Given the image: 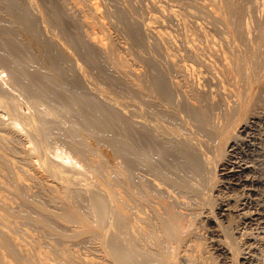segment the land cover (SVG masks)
Here are the masks:
<instances>
[{
  "label": "bare ground",
  "instance_id": "1",
  "mask_svg": "<svg viewBox=\"0 0 264 264\" xmlns=\"http://www.w3.org/2000/svg\"><path fill=\"white\" fill-rule=\"evenodd\" d=\"M27 1L29 4L34 6L36 4L38 6L37 9H39L40 17L46 19V21L48 19V21L51 22L52 20H55V25L61 26V21H63L62 24L64 25V21H67L65 18L73 19L76 26L81 24V26H77V30L75 29L74 31L67 28L65 29L64 26V29L60 31L56 29V31H54L55 36H58L61 33H63L64 37L66 35L68 37V39H65L66 41L69 40V38L72 39L71 36L73 32L76 33L75 35L80 34H77L78 28L81 29V27L83 28L84 26L86 28V34H80L83 37L77 36V38L79 37L78 48H82L80 51L86 53V56H88L89 52V55L92 54V57L94 54L95 56L93 59L91 58V64L94 65L93 69L96 68L99 76L112 81V83L114 78L116 81L118 79L122 87L131 93L134 100L131 108L128 106L130 108L128 111L122 107V105L124 106V103L120 102L121 100H115L116 97L113 98L116 102H107L108 99H111L110 97H107L108 99L104 98L107 103H99L98 99L95 101L93 99V97L96 96H91V98L89 94L83 92L84 90L81 91V93L83 92L85 95L77 93L78 91L74 92V87L72 90L70 88L71 86L69 87L67 85L70 82L63 79L62 73L60 72L61 70L55 65L56 62H52V56L58 55L59 53H55L54 51L56 50L53 49V51L47 43L43 42L44 36L42 37L43 39L40 38L38 28L35 27V24L33 25L30 19V17H32L29 15L31 9L28 14V10L26 9V11L24 8L26 6H20L18 3L17 5L13 0H0V66L4 67L2 69H9L8 71L5 69L7 72L4 71L7 74H9L8 72L10 71V77H8L9 80L12 79L14 83L20 80L25 82V84L22 82L23 85H20L28 88L25 87L27 89H25L26 94L30 92L29 89L31 90L29 97L31 95L30 99L32 98L31 101L33 104L31 103L30 105L35 106V109L33 108L34 112L30 116L27 114L29 116L28 122H30L28 131H30V133H35L42 132L45 129H51L54 127L53 125H55V121H52L54 119L57 120L56 117L59 116L57 114L59 113V108L45 105L44 101H47V99L42 102V98L39 97L40 94H43V96L45 95L52 101H63L62 103H64V105L59 104L57 101V103L54 102V104H59L58 107L61 108V113H64V110H66L70 118H72L71 115H74L77 125L75 122L73 123L75 125H73L71 120L70 123L76 128L69 129L63 127V124H60L63 126L59 127V140L63 145L68 147L72 153L76 152L77 156L80 158L79 162H77V160L74 161L72 158L68 157V155L66 156L65 154L67 153L64 152V154L62 150L57 151L55 150L56 148H53L55 151L52 152L53 149H49L50 141L53 140L52 137L58 138V136H55L57 134L52 136L51 133H47L51 134L50 136H52V139H48L50 136L42 139V136L45 133H43L42 136L37 133L38 136H41L40 141H35L32 137V144L30 143L31 145H28V147L19 144V151L15 143L12 145L13 147L14 145L16 146L15 149L17 148L18 152L21 151L20 154L22 153V159L24 158L25 161L29 160L31 162L34 171L32 170L33 172H28L26 176H23L24 174L14 171L11 168L12 170L7 172L10 179V182L6 180L9 182L8 184V182L3 179L4 176L2 173L4 171L1 166L5 163L7 164V162L9 165L10 162L12 163V160L6 158L7 162L0 165V184L2 186L6 183L10 185V189H12L14 194L20 196V199L22 198L23 202L22 207L18 206V208H16V205V207H14L13 201H10L12 196L10 195L11 197H8V192H5V194L2 189L3 192L0 190V264H182L184 262V264H204L202 251L203 256L207 251H204L205 245H202L201 239L196 241L194 238L196 236L195 229L197 228L193 229V224L195 225L194 221L196 220L193 221L190 215L191 213L187 211L193 206V204L198 205V203H200L201 205L208 202L209 204H212L211 208L213 210L218 208V212H216L217 210L214 211L217 213V219H215L213 214L208 212V208L206 209L209 213L207 218L209 220H215L221 229L223 227L222 220L226 218L230 219L234 212H238V215L244 218L245 222H253L262 218V212L259 209L248 210L247 208V210H244L240 206L246 202H253L258 199L257 195L262 194L264 186V178L255 173V170H257L256 166L254 167V164H251L248 158H244V155L246 154L245 149H247L246 147L251 146V144H249L250 142L247 144L245 138L242 137V134L248 131L251 124L255 123L260 118V114L256 109H258V105L261 102L264 103V0H211L212 6L208 11L211 15L210 17L215 21L214 24H224L226 32L228 33L226 38L223 37V40L227 41L226 44L229 42L228 47H222L225 48L222 49L223 51H220L221 47L219 48L220 50L217 48L219 52L217 51L216 53L218 57L216 60H220L221 63V67L219 66L220 63L218 64L220 70L217 69L219 71L213 63L215 70H217L216 74L219 72L221 75L219 74L216 76H220L218 79L213 75V72V77L210 73L205 72L204 69L206 68H204V65H200L203 66V68H201L204 70L203 74H208H202L206 79V82L208 81V83H206L207 85L202 83L206 86L203 85L205 88L203 86L202 88L200 85V80H202V78L198 76L199 79L201 78L200 80L195 79V82H193L192 79L193 83H188L189 81L184 79V77H186L184 67H189V65L186 64L184 66L182 64V67L179 62H176L181 65L180 70L184 75V81L182 78H178L181 76L177 69L178 77H176V79L178 78L179 81L174 77L175 80H173L171 77L172 81L169 80V83L173 82L172 84H179L180 86V81L182 80L181 82H183V85L184 83L186 84L183 97L184 100L180 98L182 96H177L179 98H175L171 90H168L166 86L163 85V69L160 70L156 67L159 69V71L157 70L158 72H162L161 77L159 75L160 73H154L156 68L154 69V72H150L151 69L149 70V68L151 67H138L135 64L129 63V60H126L127 58L125 59V57L117 53L119 51H117L118 47L115 43L116 41L114 42V39L111 38V33L108 34V31L105 29L108 25L106 23L107 25L105 26V21L108 19L104 21V18H107L104 17L107 11L104 13V7H102L103 5H101L99 0ZM28 2L25 4H28ZM57 4L62 10L57 8ZM60 6H63V8ZM188 8H190V6ZM197 8L192 9L196 10ZM201 8L203 9V7ZM177 10V13H181ZM163 11L167 10L164 9ZM200 20L199 22H201ZM58 22L60 24H56ZM206 25L204 24V26ZM59 26L55 27L58 28ZM219 26H221V24ZM207 28L203 30V27L201 32L198 31L199 35H207ZM103 29L105 30L103 31ZM100 31H103L104 33L100 34ZM105 31L107 32L105 33ZM213 32L211 34L214 35ZM191 33H188V35ZM165 36L167 35L165 34ZM174 36L175 35H173V37ZM201 36L200 38L203 39ZM208 36L210 35L205 36V38H208ZM51 37L48 40H51ZM58 38L60 37L58 36ZM193 38L195 37L193 36ZM196 38L195 40H197ZM219 38L221 37L219 36ZM189 39L191 40V37ZM57 42L59 41L57 40ZM71 42H74L73 39ZM194 42L195 41H193V43ZM217 42H219V40H217ZM182 43L184 44L185 42ZM182 43L180 44L182 45ZM69 44L71 43L69 42ZM195 44L190 43V45H187L191 51L193 50L195 52V48H197ZM199 44L200 43H197L196 45L198 46ZM214 46L217 45L215 44ZM60 47H55V49H60ZM205 47L208 49L207 46ZM210 48H214L213 45ZM64 49L66 48L63 47V53H65ZM217 49L215 48L214 50ZM66 52L68 51L66 50ZM197 52L196 49V53ZM60 53H62L61 50ZM100 54L102 56H100ZM199 54L200 53L197 54L198 56L196 55V58H199L200 56L205 57L201 54L199 56ZM70 55L73 54H69V57ZM175 57L178 56L175 55ZM171 58L173 59L172 55ZM174 59L176 61L177 58ZM54 60L55 59H53V61ZM185 60L186 59H184V61ZM191 60L194 59L192 58ZM102 62H106L105 64L112 66L119 74L113 75L111 73L112 75H109V73L105 72L108 67L106 70L103 68L105 65L104 63L102 70ZM168 63L171 65L170 62ZM210 65L212 66V63ZM192 66L194 67V65ZM112 67H109L110 70ZM188 67H186V70ZM205 67H207V64ZM175 68L174 70H176ZM208 69H211V67ZM208 69L207 71H209ZM78 70L84 76L83 78L86 79L88 74H86L84 71L85 68L81 66L80 63L78 64ZM196 71L198 70L196 69ZM166 72L167 71H165V73ZM198 72L194 71L195 74ZM151 73L153 75L151 76V78L153 77V81L152 83L150 82L147 84L148 80L151 79ZM201 73L200 70L198 75H201ZM169 74L171 75L172 73ZM209 74L211 77H209ZM169 76H166L167 79ZM190 76L191 75H189V77ZM195 77L196 76L193 78ZM226 80L229 81V86L227 83L225 84ZM164 81L166 80L164 79ZM196 81L199 82L196 83ZM3 83L2 79H0V87L3 86ZM14 83L11 81V84ZM16 84L18 85V82ZM77 84L74 85L77 87L80 86ZM119 84L117 83L116 85ZM174 87L175 86H173V88ZM4 90L6 91V89H3L2 91ZM98 90L101 92L103 91V94L106 92L104 91L105 89L101 87H98ZM180 90H182V88ZM26 94L25 96H27ZM101 94L96 95L101 96ZM5 95H2L3 97L0 95V105H3L6 108L2 110H7L8 108L13 107V103L10 101L12 97L9 98L6 96L9 99L8 100L5 98ZM11 96L13 95L11 94ZM227 96L229 102L230 97H234L232 99L233 101L231 100V103H226V101L223 102V99ZM37 97L41 99L39 100ZM21 99L19 101L20 104H22ZM27 101L23 103L28 105ZM9 102H11L12 105L9 104L7 106ZM14 104H16L15 100ZM50 104H53V102ZM60 105H62V107ZM14 108L16 111L15 106L13 109ZM62 108L64 110H62ZM127 111L129 113H127ZM183 112H186L187 115L184 113L186 117L183 115ZM65 113L62 115H65ZM17 114L19 116V113ZM22 114L20 113V115ZM15 115L16 114H14V116ZM48 115L51 117L53 116V120L45 118L48 122H52V125H47L44 119V117ZM25 116L23 118H25ZM62 117H60V120ZM3 118L5 119V117ZM27 118H25V120ZM17 119L18 121L19 119L22 120L20 117ZM17 119L15 120L17 121ZM64 120H66V118ZM64 120L62 121L65 123L66 121ZM1 121L3 120L1 119ZM1 121L0 123H2ZM14 122L12 124H14ZM7 123L8 122L6 121V124H3V126H7ZM19 124H22V122ZM23 124H25V122ZM49 126L51 128H48ZM7 127H5V129ZM57 130L54 129L55 132ZM2 131L0 133V141L5 143L3 146H11L12 142H10L11 140L9 136L3 134ZM18 131L19 130L16 131V134H19ZM14 135L13 137L15 138ZM17 138H19L18 140L21 139L18 135L15 139ZM36 139H38V137H36ZM53 141L52 143H56V146H59L57 140L55 141L54 139ZM251 143L253 144L254 142ZM54 146L55 144L53 147ZM59 147L61 148L62 145ZM66 147H64L65 149L63 148L65 151L68 149H66ZM2 149L0 148V152H2ZM50 152L53 154L51 155ZM4 153L2 155H4ZM8 153L11 152L8 151ZM74 156L75 158H78L76 155ZM5 157L3 158L4 160ZM14 158L16 157L14 156ZM62 162L66 165H72L73 168L85 176H80V173L78 176H75V174L73 176L72 172V175L69 174L70 172H66L69 171L67 170L68 167H65L66 169L62 168ZM60 165L62 166L60 167ZM21 166L23 167V163ZM10 167L11 166L9 165V168ZM28 168L29 167H27V170ZM139 169L144 170L147 174H140L139 171L141 170ZM7 175L5 177H7ZM217 177L221 179L220 186L223 185L226 189L233 187L239 188L242 191V195L234 200L232 198L231 200H229V198L222 200L221 198L220 201L215 199L214 195L216 194L214 193L218 191V185L220 184L217 183ZM29 179L37 181L36 183L40 188L39 192H31L30 182H33H28ZM148 208L151 210V213L146 212L148 213L146 214L144 209L149 211ZM135 209L138 210L137 217H134L133 214ZM196 209L198 210L199 208L197 207ZM196 209L192 212L195 213ZM203 209L205 210V207ZM203 212L206 213L205 211ZM110 214H112V219H109L111 216ZM197 214H193V216L195 215L196 217ZM24 222L29 223L30 226L34 225L36 229L34 227L30 228L29 226H23L25 225L22 224ZM234 231L236 232V230ZM191 236H194V239ZM226 236L231 237L230 234H226ZM227 241H219V243H217L218 248L223 253H232V248H234L235 245H231L233 246L231 248ZM205 242L207 241L205 240ZM80 247L83 249L85 248L86 250L84 249L82 251ZM212 255L214 256L215 254ZM242 262L244 264H262L255 262L248 257H246V259L244 258V261ZM206 263L207 262H205V264Z\"/></svg>",
  "mask_w": 264,
  "mask_h": 264
},
{
  "label": "rangeland",
  "instance_id": "2",
  "mask_svg": "<svg viewBox=\"0 0 264 264\" xmlns=\"http://www.w3.org/2000/svg\"><path fill=\"white\" fill-rule=\"evenodd\" d=\"M14 2H16V4L18 3L20 6H26V7H24L25 8V10L28 12V14H29V10H30V14L29 15H31L32 17H30V19H31V21H32V23H33V25L35 24V27H37L38 28V33L40 34L39 36H40V38L41 39H47L46 41L43 39V42H45V43H47L49 46H50V48H52V50L54 49V50H56V51H54L55 53H59L60 54V57H59V54L58 55H54V56H52V62L54 63V62H56L55 63V65H57L56 67L58 68V69H60L61 71V73H62V76H63V79L64 80H68L69 82H67V81H65V82H67V83H69V84H72V85H69V84H67L72 90H73V87H74V92H77V93H79V94H82V95H85L83 92H85L86 94H89V96L91 97V96H96V97H93V99H94V101L96 100V99H98L99 101V103L100 102H103V103H107L108 101H113V102H116L115 100L116 99H118V101L119 100H121L120 102H123L124 103V106L122 105V107H124L125 108V110H130V108H131V106H132V103H133V100H134V97L133 96H131V93L129 92V91H126L123 87H122V85H121V83H120V81L117 79V81H116V79L114 78V81H113V83H112V81H109V80H107V79H105V78H103L102 76H99V74L97 73V70H96V68H94L93 69V67H94V65H92L91 63H92V59H93V57L95 56L94 54H93V57H92V54L91 55H89L90 54V52H89V54H88V56H86V53H84L83 51L81 52L80 51V49L82 50V48L80 47V48H78V45H79V37L82 35V33L83 34H86V28L83 26V28L81 27V29H79L78 28V32H77V34L78 33H80V34H78V35H75L76 33H72V39H73V41L74 42H71L72 41V39H70L69 38V40H65V39H68V37L65 35V37H67V38H65L64 37V35H63V33H61V34H59L58 36L60 37V38H58V36H55V33H54V31H56V29L57 30H62V29H64L63 28V26L65 27V29L67 28V29H71V30H75L76 28H77V26L78 27H80L81 26V24H80V22H79V24L80 25H77L76 26V23H74L75 21L72 19L71 20V18H65L67 21H64L65 23H64V25L62 24V22L63 21H61V24L58 22V23H56V24H60L61 26H59V25H55V20H52V22L51 21H46V19H44V18H42V17H40L39 15H40V12H39V9H37L38 8V6L35 4V6L34 5H32V4H29V2L27 1V0H21V2H20V0H13ZM28 2V4H25V3H27ZM100 2H101V5H103L102 7H104L103 9H104V13H105V11H107V12H109V13H105V15H104V17H107V18H104V21L105 20H107V21H105V26L107 25V27L105 28L107 31H105V33L107 32L108 34H110L111 35V38H113L114 39V42L116 43V45H117V47H118V49H117V51H119V52H117L119 55L121 54L123 57H125V59L129 62V63H131V64H135L136 66H138V67H151V68H149V70H150V72H154L155 70L157 71H159V69L160 70H164L163 71V78L167 81H164V79L162 78V81H163V85H165L166 86V88L169 90H171V92H172V94L174 95V97L176 98L177 96H182V97H180V98H182L183 100H184V90H185V88H186V84L184 83V85H183V82H181L182 80L184 81V79L185 80H187V81H189L188 83H193V82H195V79L196 80H200L201 78H202V80H200L201 82H200V85H201V87L204 85V84H202V83H205V85H207L206 83H208V81L206 82V79L204 78V76L203 75H205V74H207V73H210L211 75L213 74V72H214V76L216 77L217 75H219L220 73L218 72V74H216L217 73V70L219 69L220 70V67H221V63H220V60H216V59H218V57H217V51H218V49L221 47V50L220 51H223L222 49H225V48H227L228 47V45H229V42H228V44H226L227 43V41H224L223 40V37L224 38H226V35L228 34L227 32H226V29H225V27H224V24L222 25V23H215L214 24V20L210 17L211 15L209 14V9H210V7L212 6V4H211V0H119V2H118V0H99ZM125 1V2H124ZM153 3H152V2ZM158 1V2H157ZM176 3H175V2ZM182 1V2H181ZM194 1V2H193ZM202 1V2H201ZM118 2V3H117ZM128 2V3H127ZM159 2H160V4H159ZM191 2V3H190ZM206 3V6H205V3ZM104 3V4H103ZM125 3V4H124ZM155 3V4H154ZM162 3V4H161ZM166 3V4H165ZM175 3V4H174ZM194 3V4H193ZM196 3V4H195ZM17 4V5H18ZM22 4V5H21ZM59 4V3H58ZM57 4V8L58 9H60L59 8V5ZM106 4V5H105ZM119 4V5H118ZM122 4H123V6H122ZM126 4H127V6H126ZM186 4V5H185ZM189 4V5H188ZM211 4V5H210ZM34 6V7H32V6ZM105 5V6H104ZM164 5V6H163ZM169 7H168V6ZM185 5V6H184ZM195 5V6H194ZM198 6V8H197V6ZM209 5V6H208ZM158 6V7H157ZM174 6H175V8H174ZM190 6V8H188ZM31 7V8H30ZM61 7V6H60ZM124 9H123V8ZM164 7V8H163ZM187 7V8H186ZM200 7V8H199ZM201 7H203V9H205V10H203ZM29 8V9H28ZM61 8H63V6L61 7ZM192 8H197L196 10H198V11H196L195 9H192ZM164 9H166L167 11H163ZM171 9V10H170ZM173 9V10H172ZM174 9H178L177 11H179V12H181V13H177L176 12V10H174ZM180 9V10H179ZM201 9V10H200ZM60 10H62V9H60ZM69 10V9H68ZM110 10V11H109ZM184 10V11H183ZM207 10V11H206ZM112 11V12H111ZM171 11V12H170ZM191 11H193V12H191ZM201 11H202V14H201ZM156 12V13H155ZM176 12V13H175ZM187 12V13H186ZM197 12V13H196ZM37 13V14H36ZM103 13V14H104ZM154 13V14H153ZM187 15V14H189V15H185V14ZM201 15H200V14ZM206 13V14H205ZM158 14H159V16H158ZM161 14V15H160ZM168 14V15H167ZM169 14H170V16H169ZM172 14V15H171ZM195 14H196V16H195ZM157 15V16H156ZM191 15H192V17H191ZM203 15V16H202ZM167 16V17H166ZM170 18H169V17ZM179 16H180V18H179ZM184 16V17H183ZM34 17H35V19H34ZM111 17V18H110ZM152 17V18H151ZM157 19H156V18ZM173 17V18H172ZM178 17V18H177ZM205 17V18H204ZM160 18V19H159ZM186 18V19H185ZM193 18V19H192ZM195 18V19H194ZM198 18V19H197ZM201 20H200V19ZM32 19H34V20H32ZM64 19V20H65ZM153 19V20H152ZM156 19V20H155ZM196 19H197V21H196ZM205 19V20H204ZM44 22H43V21ZM51 20V19H50ZM183 20H185V21H183ZM199 20L201 21V22H199ZM108 21H109V23H108ZM177 21H180V22H177ZM195 21V22H194ZM206 21V22H205ZM73 22V23H72ZM126 22H129V23H126ZM154 22H156V23H154ZM182 22V23H181ZM203 22V23H202ZM209 22V23H208ZM107 23V24H106ZM147 23H150V24H147ZM154 23V24H153ZM195 23V24H194ZM39 24V25H38ZM200 24H201V26H200ZM204 24L206 25V26H204ZM210 24V25H209ZM221 24V26H219V25ZM46 25V26H45ZM47 25H48V27H47ZM66 25V26H65ZM114 25V26H113ZM136 26V28H135V26ZM199 25V26H198ZM203 25V26H202ZM218 25V26H217ZM57 26H59L58 28H56ZM76 26V27H75ZM110 26V27H109ZM127 26V27H126ZM130 26V27H129ZM134 26V27H133ZM211 26V27H210ZM214 26V27H213ZM217 26V27H216ZM61 27V28H60ZM69 27H71V28H69ZM74 27V28H73ZM199 27V28H198ZM203 27H204V29H203ZM208 27V28H207ZM213 27V28H212ZM216 27V28H215ZM73 28V29H72ZM108 28V29H107ZM146 28V29H145ZM205 28H207L206 30V33H208L207 35H210V36H208V38L206 39L205 38V36H207V35H199V32H201L202 30L201 29H203V30H205ZM84 29V30H83ZM105 29H103V31L105 30ZM195 29H199V30H195ZM210 29V30H209ZM40 30V31H39ZM53 30V31H52ZM77 30V29H76ZM80 30H81V32H80ZM83 30V31H82ZM192 30V31H191ZM213 30H214V32H213ZM218 31V33H217V31ZM254 30V29H253ZM42 31V32H41ZM44 31V32H43ZM103 31H100L99 33L100 34H102V33H104ZM113 31V32H112ZM132 31V32H131ZM136 31V32H135ZM189 31V32H188ZM199 31V32H198ZM192 32V33H191ZM196 32V33H195ZM214 33V35L213 34H211V33ZM188 33H191V34H189L188 35ZM210 33V34H209ZM216 33V34H215ZM52 34V35H51ZM165 34L167 35V36H165ZM195 34V35H194ZM219 34H221V35H219ZM57 35V34H56ZM75 37H74V36ZM173 35H175L174 37H173ZM186 37H185V36ZM213 35V36H212ZM217 35H219L221 38H219V36H217ZM44 36V37H43ZM52 36V37H51ZM63 36V37H62ZM77 36H79L78 38H77ZM165 36V37H164ZM173 38H172V37ZM184 36V37H183ZM193 36L196 38V37H198V38H196L197 40H195V38H193ZM200 36L201 37H203V39L202 38H200ZM43 37V38H42ZM46 37V38H45ZM50 37H51V40H48V39H50ZM53 37H55V38H53ZM81 37H83V36H81ZM163 37V38H162ZM175 37H176V39H175ZM191 37V40L189 39ZM211 37V38H210ZM76 38H77V40H76ZM169 38V39H168ZM194 40H193V39ZM213 38V39H212ZM117 39H118V42H117ZM55 42H54V41ZM57 40L59 41V42H57ZM164 40V41H163ZM168 40H172V41H168ZM185 40V41H184ZM187 40V41H186ZM195 41L194 43H193V41ZM200 40H202V41H200ZM217 40H219V42H217ZM223 42H222V41ZM53 41V42H52ZM66 41V42H65ZM71 43V44H69V42ZM178 42V43H176V42ZM189 41V42H188ZM190 41H192V42H190ZM197 41V42H196ZM199 41V42H198ZM210 41V42H209ZM221 41V42H220ZM167 44H166V43ZM171 42V43H170ZM175 42V43H174ZM182 42H185L184 44L182 43ZM216 42V43H215ZM52 43H54V44H52ZM68 43V44H67ZM121 43V44H120ZM180 43H182V45L180 44ZM190 45V43H192V44H197V43H200L198 46L195 44V46L197 47V48H195V52L194 53H196V49H197V53L196 54H194L190 49H189V47H188V45ZM210 43H211V46H210ZM224 45H223V44ZM56 44V45H55ZM58 44V45H57ZM74 44V45H73ZM174 46H172V45ZM178 44V45H177ZM217 45V46H214V45ZM219 44V45H218ZM54 45V46H53ZM60 45H61V47H60ZM63 45V46H62ZM71 45V46H70ZM169 45V46H168ZM180 45V46H179ZM212 45H213V47L214 48H210V47H212ZM226 45V46H225ZM53 46V47H52ZM75 48H74V47ZM171 49H169L168 47ZM185 46V47H184ZM203 46V47H202ZM205 46H207V48L208 49H206V47ZM55 47H60V49L59 48H57V49H55ZM63 47H65L66 49H64L65 51V53H63ZM72 47H73V49H72ZM125 47V48H124ZM178 49H177V48ZM180 47V48H179ZM184 47V48H183ZM188 49H187V48ZM222 47H225V48H222ZM173 48H175V49H173ZM186 48V49H185ZM200 48V49H199ZM217 49V50H214V49ZM124 49V50H123ZM168 49V50H167ZM185 49V50H184ZM202 49V50H201ZM60 50H61V52L62 53H60ZM66 50L68 51V52H66ZM123 50V51H122ZM191 52H190V51ZM203 50H205V51H203ZM173 51V52H172ZM175 51H177V52H175ZM184 51V52H183ZM203 53H202V52ZM209 51V52H208ZM214 51H215V53H214ZM71 52V53H70ZM80 52V53H79ZM122 52V53H121ZM166 52V53H165ZM181 52V53H180ZM183 52V53H182ZM219 52V51H218ZM67 53V54H66ZM73 54V55H70V57H69V54ZM82 53V54H81ZM84 53V54H83ZM173 53V54H172ZM176 53V54H175ZM178 53V54H177ZM198 53H200L201 55H204L205 57H202V56H200V54H199V58H196L198 55ZM205 53H206V55H205ZM97 54V53H96ZM170 54V55H169ZM180 54V55H179ZM184 54V55H183ZM187 54H189V55H187ZM194 56H193V55ZM207 54H208V56H207ZM210 54V55H209ZM214 54H216V55H214ZM62 55H63V57H62ZM67 55V56H66ZM80 55V56H79ZM171 55H172V57H173V59L171 58ZM175 55L176 56H178V57H175ZM197 55V56H196ZM84 56V57H83ZM85 56H86V59H85ZM100 56H102L101 54H100ZM170 56V57H169ZM182 56V57H181ZM185 56H187V57H185ZM54 57V58H53ZM70 59H72V60H70ZM74 57V58H73ZM84 59H83V58ZM152 57V58H151ZM158 57V58H157ZM169 57V58H168ZM180 57V58H179ZM185 57V58H184ZM189 57V58H188ZM201 57H202V59H201ZM215 59H214V58ZM90 58V59H89ZM92 58V59H91ZM102 58V57H101ZM174 58H177L176 59V61H175V59ZM179 58V59H178ZM193 58L194 60H191V59ZM208 58V59H207ZM53 59H55L54 61H53ZM89 59V60H88ZM160 59V60H159ZM163 59H164V61H163ZM184 59H186L185 61H184ZM199 59H201L202 60V62H201V60H199ZM211 59V60H210ZM214 59V60H213ZM85 60V61H84ZM134 60H135V62H134ZM153 60V61H152ZM170 60V61H169ZM172 60V61H171ZM206 60V61H205ZM58 61V62H57ZM60 61V62H59ZM158 61V62H157ZM184 61V62H183ZM187 61V62H186ZM198 61H200V62H198ZM216 61H217V63H216ZM133 62V63H132ZM160 62V63H159ZM168 62H170L171 63V65H169V63ZM176 63V62H179L181 65L183 64L184 66L186 65V64H188L189 65V67L188 66H185L184 67V71H185V73H186V77H184V79H183V73L181 72V70H180V68H181V65L179 64V63H176V64H174V63ZM182 62V63H181ZM186 62V63H185ZM80 63V65L81 66H83L84 68H85V72H86V74H88L87 75V78L86 79H84L83 77V75L80 73V71L78 70V64ZM106 63V62H102V66H101V68L103 67V65ZM167 63V64H166ZM201 63V64H200ZM212 63V66L214 67V65H215V67H216V69L217 70H215V67L213 68L210 64ZM213 63H214V65H213ZM220 63V64H219ZM77 64V65H76ZM89 64V65H88ZM155 64H157V65H155ZM174 64V65H173ZM197 64V65H196ZM207 64V67L209 68V67H211V69H208L207 67H205V65ZM208 64H209V66H208ZM218 64H219V66H218ZM91 65V66H90ZM166 65V66H165ZM169 65V66H168ZM180 67H179V66ZM183 65H182V67H183ZM192 65H194V67L192 66ZM200 65H204V68H206V69H204L205 70V72H207V73H205V74H203V72H204V70H202L201 68H203V66H200ZM217 65V66H216ZM155 66V67H154ZM168 66V67H167ZM171 66V67H170ZM173 66H174V68L176 69V70H174V68H173ZM197 66V67H196ZM108 67V68H107ZM112 67V66H108V64H105L104 65V69L106 70V68H107V71H105V72H107V73H109V75H117V74H119L118 72H116L115 71V69L112 67V69L110 70V68ZM156 67H158V68H156ZM186 67H188V71L186 70ZM2 68H4L3 66H0V79H2V81L4 82L3 83V86L2 87H0V88H3V89H6V91L4 90V91H2L3 89H0V95L2 96H4L5 94H7V95H5V98H7L6 96H8L9 98H13V100H12V98H11V100L10 101H12V103H13V105L11 104V102H9L8 104H7V106L9 105V104H11L13 107L15 106L16 107V111H15V108L13 109V107H11V106H9V107H11V108H8L7 110H2V109H6L3 105H0V121H1V119L3 120V121H1L2 123H0L1 124V126H0V133H1V131H2V133L3 134H5L6 136H9V138H10V142H12V144H11V146L9 145V147H7L6 145H4L3 146V144H5L3 141H0V148L2 149L1 151L2 152H0V155H2L4 152V155L6 156H4V155H2V156H0L1 158H0V165H2V164H4L5 162H7V160H6V158H10L11 160H12V165L9 163V165L11 166L10 168H9V165H8V162H7V164L5 163L3 166H1L2 168H3V173H2V175L4 176V178L3 179H5V181L6 180H8L9 182H10V179H9V177H8V175H7V172H9L10 170H14V171H17V172H19V173H21V174H24L23 176H26L27 174H28V172H33L34 171V169H33V167H32V164H31V162L29 161H25V159L23 158L22 159V153L20 154V152H18L20 149V145L21 146H27L28 147V145L30 146L32 143H31V141H33V140H31L32 139V137H33V139L35 140V141H40V139H41V136H42V134L43 133H45V134H43V136H42V139L44 138V137H48V136H50L51 134H52V136L54 135V134H57V135H55V136H58V138L57 137H52V136H50V137H48V139H52L53 138V140L55 139V141L57 140V144L59 145V146H61L62 145V147L60 148L59 146H56V143H52V141H50L51 143H50V145H49V149L50 150H52L53 148L55 149V150H62L63 151V153L64 152H66L67 154H65L66 156L68 155V157H70V158H72L74 161H76L77 160V162H79V157L77 156V153L75 152H73L72 153V151L68 148V147H66L65 145H63V143L59 140V133L58 132H60V128L59 127H62L63 125V127H65V128H69V129H72V128H76L75 126H72V124L75 122V116L74 115H71V117L72 118H70V116L68 115V113H67V111L66 110H64L63 108H62V110H64V113H65V115H62V114H64L63 112L61 113V111H60V107H58V105L59 104H62V105H64V103H62V102H60L59 100H55V101H52L51 99H49L48 97H46L45 95L43 96V94L41 95L40 94V96L39 97H41V98H38L39 100L41 99V101L43 102L44 100H46L47 99V101H44V103H45V105H47V106H50L51 105V107H53L54 106V108L56 107V108H59V113H57L58 115H56V116H58L59 117V119H58V117H56L57 118V120L58 121H62V120H64L65 118H66V120H64V121H66L65 123L62 121V122H58L56 119H52L53 118V116L51 117L50 115H48V116H45L44 117V119L45 118H48V119H50V120H53L52 122H54L55 123V125H53V126H51L52 124L50 123V122H48V120L47 119H45V121H46V123H47V125L48 124H51L50 126L51 127H53V128H51L50 126L48 127V128H51V129H45L44 131H42V132H35V133H30V131H28L29 129V123L30 122H28V119H29V116L31 115V114H33V112H34V109H35V106H33V105H30L31 103L33 104V102L31 101L32 100V98L30 99V97H31V95H30V97H29V94H30V92H31V90L29 89V93L28 94H26L25 92H26V90L28 89L26 86V88L25 87H22L21 85H23V83L22 82H24V81H22V80H20V81H16L15 83L13 82V80L12 79H10L9 80V78L8 77H10V71L8 72L9 74H7L6 72L9 70L8 68H5V69H2ZM64 68V69H63ZM103 68H102V70H103ZM156 68V69H155ZM166 68H169V69H166ZM173 68V69H172ZM193 68H194V71L195 72H198L197 74H195L194 73V71H193ZM201 70V75H198L199 73H200V70ZM76 69V70H75ZM109 69V70H108ZM155 69V70H154ZM177 69H178V71L180 72L179 74H180V76L181 77H178V71H177ZM191 69V70H190ZM196 69L198 70V71H196ZM207 69L209 70V71H207ZM113 70V71H112ZM153 70V71H152ZM218 70V71H219ZM4 71H6V72H4ZM110 71H112V72H110ZM154 72V73H160L159 75L162 77V72ZM165 71H167L166 73H165ZM174 71V72H173ZM188 73H187V72ZM192 71H193V74H192ZM212 71V72H211ZM4 72V73H3ZM116 72V73H115ZM176 72V73H175ZM191 72V73H190ZM6 73V74H5ZM78 73H79V76H78ZM112 73V74H111ZM168 73V74H167ZM169 73H172L171 75L169 74ZM5 74V75H4ZM195 74V75H194ZM203 74V75H202ZM209 74V77H211V75ZM165 75V76H164ZM170 75V76H169ZM177 75V76H176ZM189 75H191L190 77H194V76H196L195 78H190L189 77ZM208 75V74H207ZM212 75V76H213ZM221 75V74H220ZM7 76V77H6ZM70 76V77H69ZM151 76H153L152 75V73L150 74V78H151ZM166 76H169L168 77V79H167V77ZM188 76V77H187ZM201 77L200 79H199V77ZM213 76V77H214ZM3 77V78H2ZM174 77L175 79H176V77H178V78H182V80L180 81V86H179V84L177 85H175V84H172V83H169V80H171L172 78ZM198 77V78H197ZM220 77V76H219ZM219 77H216V78H218L219 79ZM148 78H149V76H148ZM153 78V77H152ZM151 78V79H152ZM173 78V80H175ZM177 78V79H178ZM188 78V79H187ZM190 78V79H189ZM7 79V80H6ZM81 79V80H80ZM82 79H83V81H85V82H83L82 81ZM89 81H88V80ZM148 80V83L147 84H149L150 82L152 83V81H153V79L152 80ZM176 79V80H177ZM192 79H193V82H192ZM205 79V80H204ZM217 79V80H218ZM10 81V82H9ZM11 81H12V83H14V84H11ZM76 81H77V83H76ZM82 81V82H81ZM119 81V82H118ZM147 81V80H146ZM172 81V80H171ZM170 81V82H171ZM178 81H179V79H178ZM191 81V82H190ZM203 81V82H202ZM205 81V82H204ZM9 84H8V83ZM18 82V85L16 84ZM20 82V83H19ZM111 82V83H110ZM116 82V83H115ZM199 81H196V83H198ZM85 83V84H84ZM119 84V85H116V84ZM172 84V85H169V84ZM187 83V82H186ZM227 83V85L229 84L230 85V83H229V81H225V84ZM21 84V85H20ZM24 84H25V82H24ZM74 84H77V85H80V86H75ZM168 84V85H167ZM7 85V86H6ZM16 85V86H15ZM74 85V86H73ZM204 85V86H205ZM228 85V86H229ZM11 86V87H10ZM21 86V87H20ZM120 86H121V88H120ZM168 86H172L171 88L170 87H168ZM173 86H175L174 88H173ZM179 86V87H178ZM183 86V87H182ZM185 86V87H184ZM203 86V87H204ZM17 87V88H16ZM81 87V88H80ZM95 87V88H94ZM98 87L100 88H103V89H105L104 91H106V92H104V94L106 95H104L103 94V91L101 92V91H99L98 90ZM176 87H178V88H176ZM202 87V88H203ZM206 87V86H205ZM204 87V88H205ZM208 87V86H207ZM22 88H23V90H22ZM75 88H77V89H75ZM182 88V90H180ZM184 88V89H183ZM26 89V90H25ZM179 90V91H176V90ZM11 90H12V92H11ZM16 90H17V92H16ZM25 90V91H24ZM80 90V91H79ZM84 90V91H83ZM21 91V92H20ZM23 91H24V93H23ZM81 91H83L82 93H81ZM87 91V92H86ZM89 91V92H88ZM94 91V92H93ZM175 91H176V93H175ZM17 94H16V93ZM19 92V93H18ZM100 92V93H99ZM177 92H178V95H177ZM181 92V93H180ZM2 93V94H1ZM4 93V94H3ZM15 93V94H14ZM95 93V94H94ZM102 93V94H101ZM179 93H180V95H179ZM183 93V94H182ZM11 94L14 96H11ZM25 94L27 95V96H25ZM96 94H101V96L100 95H96ZM182 94V95H181ZM10 95V96H9ZM17 97H16V96ZM103 95V96H102ZM108 95V96H107ZM2 96V97H3ZM88 96V95H87ZM88 96V97H89ZM24 99H23V98ZM27 97H29V98H27ZM101 97V98H100ZM110 97L111 99H108V98ZM114 97H116L115 98V100L113 99ZM132 99H130V98ZM179 97H177V98H179ZM22 98V99H21ZM28 99V101H27V99ZM92 98V97H91ZM104 98H106V99H108L107 100V102L105 101L106 99H104ZM120 98H124V99H120ZM127 98V99H126ZM130 100H129V99ZM234 97H230V102L228 101L229 100V98H228V96L226 97V98H224L223 100V102H225L226 101V103L228 102V103H231L233 100ZM8 99V98H7ZM16 99H18V100H16ZM20 99H21V102H22V104H20ZM29 99H30V101H29ZM92 99V100H93ZM102 99V100H101ZM226 99V100H225ZM9 100V99H8ZM14 100H15V103L16 104H14ZM51 100V101H50ZM232 100V101H231ZM19 103H18V102ZM27 101V104L28 105H26L25 103H23V102H26ZM59 102V104H54V102L55 103H57V102ZM48 102H50V103H52L53 102V104H50V103H48ZM97 102V101H96ZM125 103H128V104H125ZM261 103H263V102H261ZM259 104L258 105V109H256L257 110V112L260 114V118L255 122V123H253V124H251V127L248 129V131H246V132H244L243 134H242V137L243 138H245V140L247 141V144L249 143V144H251V146H249V147H246L247 149H245V155H244V158H248V160H250V163L251 164H254V167L256 166V169L257 170H255V173L256 174H258L259 176H261L262 178H264V103L263 104ZM1 104V103H0ZM19 104V105H18ZM20 106V107H18V106ZM30 105V106H29ZM57 105V106H56ZM62 105H60L61 107H62ZM126 106H127V109H126ZM130 108H129V107ZM173 106V105H172ZM262 106V107H261ZM17 107H18V109H17ZM64 107V106H63ZM260 107H261V110H260ZM29 108V109H28ZM34 108V109H33ZM65 108V107H64ZM9 109H10V111H9ZM12 109V110H11ZM128 110V111H129ZM2 111H3V113H2ZM19 111V112H18ZM20 111H22L23 112V114H22V112H20ZM26 111V112H25ZM127 111V113H129ZM262 111H263V113H262ZM8 112V113H7ZM25 112V113H24ZM10 113H11V115H10ZM17 113H19V116H18V114ZM20 113L22 114V115H20ZM186 114V112H183V115H185ZM8 114V115H7ZM14 114H16L15 116H14ZM29 116H28V115ZM4 115V116H3ZM26 115V116H25ZM65 116V117H62V116ZM68 117H67V116ZM187 115V114H186ZM186 115H185V117H186ZM2 116V117H1ZM12 116V117H11ZM22 116V117H21ZM25 116V118H27V116H28V118L25 120V118H23ZM3 117H5V119L3 118ZM8 117V118H7ZM22 118V120H25V121H22L21 119H19V121H18V119L17 118ZM60 117H62V119L60 120ZM10 118V119H9ZM12 118H13V120H12ZM17 119V121L15 120V119ZM43 119V120H44ZM72 119H74V120H72ZM10 120V121H9ZM14 120H15V122H14ZM70 120L72 121V124L70 123ZM260 120V121H259ZM6 121L8 122L7 124V126L6 125H4L5 127H7L6 129H5V127L3 126V124H6ZM14 122V124H12ZM22 122V124H19V123H21ZM25 122V124H23ZM17 123V124H16ZM57 123V124H56ZM70 123V124H69ZM12 124V125H11ZM60 124H63V125H60ZM66 124H67V126H66ZM75 124L77 125V123L75 122ZM75 124H73V125H75ZM15 126V129H14V126ZM21 125V126H20ZM23 125V126H22ZM69 125V126H68ZM18 126V127H17ZM26 126V127H25ZM3 128V129H2ZM10 128V129H9ZM13 128V129H12ZM22 128V129H21ZM24 128H25V130H24ZM57 128H58V130H57ZM12 129V130H11ZM54 129L55 130H57L56 132L54 131ZM17 130H19L18 132H19V134H16L17 132ZM27 130V131H26ZM9 133H8V132ZM15 131V132H14ZM54 131V132H53ZM5 132V133H4ZM13 132V133H12ZM24 132V133H23ZM25 132H27V133H25ZM10 134V135H8V134ZM21 133V134H20ZM30 135H29V134ZM40 134L39 136H38V134ZM47 133H51V134H47ZM251 133V134H250ZM11 134H12V137H11ZM15 134V135H14ZM24 134V135H23ZM35 134V135H34ZM254 134V135H253ZM257 134V135H256ZM13 135L15 136V138H16V136L18 135V137H20L21 139L20 140H18L19 138H17V139H15L14 137H13ZM31 135H33V136H31ZM37 135V136H36ZM45 135V136H44ZM247 135V136H246ZM259 135V136H258ZM22 136V137H21ZM28 136H30V137H28ZM261 136H263V137H261ZM26 137H28V138H26ZM36 137H38V139H36ZM52 137V138H51ZM26 138V139H25ZM12 139H13V141H12ZM248 139V140H247ZM263 139V140H262ZM1 140V139H0ZM22 140V141H21ZM28 140H30V141H28ZM58 140H59V143H58ZM254 140V141H253ZM16 141H17V143H16ZM20 141V142H19ZM54 142V141H53ZM251 142H254L253 144L251 143ZM15 143V145L17 146V148H18V151H17V148L15 149V145H14V147L12 146L13 144ZM31 143V144H30ZM18 144V145H17ZM20 144V145H19ZM55 144V146L53 147V145ZM255 144V145H254ZM261 145H262V147H261ZM256 148H255V147ZM10 147H12V148H10ZM51 147V148H50ZM59 147V148H58ZM64 147H66V149L68 148L69 149V151H68V149H67V151H65L64 149ZM64 148V149H63ZM259 148V149H258ZM52 150V152L53 151H55V150ZM263 149V150H262ZM256 150V151H255ZM8 151L9 152H11V153H8ZM263 151V152H262ZM69 152H71V153H69ZM18 153V154H17ZM51 153V152H50ZM69 153V154H68ZM257 153V154H256ZM260 153V154H259ZM14 154V155H13ZM53 153H51V155H52ZM11 155H13V156H11ZM70 155V156H69ZM74 155H76V157H78V158H75V156ZM14 156L16 157V158H14ZM21 158H20V157ZM263 156V157H262ZM5 157V160L3 159ZM19 159H18V158ZM255 157V158H254ZM259 157V158H258ZM17 159V160H16ZM20 159H21V161H20ZM235 159V158H234ZM19 161V162H18ZM23 161V162H22ZM81 161V160H80ZM262 161V162H261ZM27 162V163H26ZM23 163V167L21 166V164ZM62 164H63V166L62 165H60V167L62 166V168H64V169H66L67 167V170H69V171H66V172H70L69 174H71V172H72V174H73V176H74V174H75V176H78L79 175V173H80V176L82 175V177L83 176H85L84 174H81V172H79L78 170H76L75 168H73V166L72 165H66V164H64L63 162H62ZM17 165V166H16ZM71 166V167H70ZM5 167V168H4ZM14 167H15V169H14ZM22 167V168H21ZM26 169H25V168ZM27 167H29L28 168V170H27ZM66 167V168H65ZM12 168V169H11ZM72 168V169H71ZM21 169V170H20ZM29 169H30V171H29ZM71 169V170H70ZM259 169V170H258ZM33 170V171H32ZM139 170H141V171H139ZM138 171H139V173L140 174H147V173H145V171L144 170H142V169H139ZM22 171H23V173H22ZM74 171V172H73ZM25 172V173H24ZM141 172H144V173H141ZM263 172V173H262ZM71 174V175H72ZM7 175V177H5ZM150 175V174H149ZM148 175V176H149ZM2 176V177H3ZM216 180H217V183L219 184H217L218 185V191L220 192H216V193H214V194H216V195H214L215 196V199H217V200H221V198H222V200H224V199H228L229 198V200H231V198L234 200L235 198H239V196L240 195H242V191L239 189V188H225L223 185L222 186H220L221 185V179H219V177H217L216 178ZM8 181H6V182H8ZM30 181H32L33 183H31ZM9 182H8V184H9ZM28 182H30V185H31V192H34V193H37V192H39V185L36 183L37 181L35 180L34 181V179H29L28 180ZM36 184V186H35V184ZM7 183L5 184V185H1L0 184V190L2 189L3 191H4V193L6 192H8L7 194V196L9 197L10 195L12 196H10L11 197V199H13V200H11L10 199V201L12 202L13 201V206L14 207H16V208H18V206L19 207H22V198L20 199V196H18V195H16V194H14V192L12 191V189H10V185H8ZM34 184V185H33ZM7 186V187H6ZM38 186V187H37ZM4 187V188H3ZM34 189H33V188ZM37 187V188H36ZM5 189V190H4ZM9 189V190H8ZM36 189H37V191H36ZM233 189V190H232ZM1 190V191H2ZM33 190V191H32ZM2 191V192H3ZM223 191V192H222ZM262 194H260V195H257L258 197V199H256V200H254L253 202H246V203H244V204H242L240 207L241 208H243L244 210H247V208H248V210H254V209H259L261 212H262V218H260L259 220H256V221H246L245 222V219L244 218H242L240 215H238V212H234L233 213V216L230 218V219H223L222 220V229H221V227L219 228V224L217 223V222H215V220H209L208 218H207V215L209 214V213H211V214H213L214 215V217H215V219H217L216 217H217V213L216 212H218V208L216 209H212L211 208V206H212V204H209L208 202L206 203V204H201L200 205V203H198V205L200 206H198L197 204H193V206L189 209V210H187L189 213H191L190 215H191V218L193 219V221L194 220H196V221H194L195 222V225L193 224V229H195V228H197L199 231H200V233H199V231L197 230V229H195L194 231H195V234H196V236H197V238H196V236L194 237V236H191L192 238L194 237L195 239H196V241H199L200 239H201V243H202V245L205 247L204 249V251L206 252L205 254H204V256H203V251H202V257H203V260H204V264H205V262H207L206 264H244L242 261H244V258L246 259V257H248V258H251V259H253L255 262H259V263H262V264H264L263 262H264V186H263V189H262ZM232 192V193H231ZM5 193V194H6ZM13 193V194H12ZM229 193V194H228ZM238 194V195H237ZM218 195V196H217ZM222 195V196H221ZM18 196V197H17ZM234 197V198H233ZM219 198V199H218ZM18 201H19V203H18ZM16 204H15V203ZM256 202V203H255ZM21 203V204H20ZM247 203H249V204H247ZM259 203V204H258ZM18 204V205H17ZM21 206H20V205ZM16 205V206H15ZM257 207H256V206ZM202 206V207H201ZM209 206V207H208ZM198 207L199 209L197 210L196 208ZM205 207V210L203 209ZM200 208H201V210H200ZM208 208V209H207ZM146 209V208H145ZM144 209V212L146 213V212H150L151 213V210L149 209V211H146ZM147 209V210H148ZM194 209H196L195 210V213L194 212H192V211H194ZM208 210V212H207V210ZM263 209V210H262ZM205 211L206 213H204L203 211ZM211 212H210V211ZM213 210V211H212ZM217 210V211H216ZM134 211V210H133ZM137 211L138 210H136L135 209V212H133V214H134V217H137ZM191 211V212H190ZM201 213H200V212ZM214 211H216V212H214ZM199 215H198V214ZM146 214H148V213H146ZM193 214H197L196 215V217H195V215L193 216ZM201 214V215H200ZM111 215V216H110ZM109 216L111 217H109V219H112V214H110ZM136 215V216H135ZM235 215V216H234ZM201 216V217H200ZM199 217V218H198ZM206 217V218H205ZM202 218V219H201ZM198 219V220H197ZM205 219V220H204ZM231 220V221H230ZM202 221V222H201ZM235 221V222H234ZM229 222V223H228ZM259 222V223H258ZM262 222V223H261ZM197 223V224H196ZM199 223V224H198ZM217 223V224H216ZM233 223V224H232ZM22 224H25V225H23V226H29L30 228H32V227H34L35 228V226L33 225H31L30 226V224L29 223H27V222H24V223H22ZM28 224V225H27ZM200 224H201V226H200ZM245 224H246V226H245ZM200 227H198V226ZM232 225V226H231ZM255 225V226H254ZM196 226V227H195ZM204 226H205V228H204ZM235 226V227H234ZM253 226V227H252ZM259 227V228H258ZM237 228H239V229H237ZM246 228V229H245ZM250 228H251V230H252V232H251V230H250ZM36 229V228H35ZM38 229V228H37ZM219 229V230H218ZM224 229V230H223ZM236 230V232L234 231V230ZM244 229V230H243ZM255 229H257V230H255ZM259 229V230H258ZM40 230V229H39ZM203 230V231H202ZM254 230V231H253ZM217 231V232H216ZM220 231V232H219ZM223 231V232H222ZM229 233H228V232ZM233 231V232H232ZM246 231V232H245ZM196 232H198V233H196ZM205 232V233H204ZM227 232V233H226ZM239 232V233H238ZM204 234V235H202V234ZM230 234L231 235V237H229V236H226V234ZM234 233V234H233ZM194 234V233H193ZM192 234V235H193ZM218 234H220V235H218ZM246 234V235H245ZM252 234V235H251ZM208 235V236H207ZM210 235V236H209ZM242 235V236H241ZM254 235V236H253ZM262 235V236H261ZM205 236V237H204ZM236 236V237H235ZM200 237V238H199ZM204 237V238H203ZM193 238V239H194ZM203 238V239H202ZM217 238V239H216ZM227 239H228V241H227ZM232 239V240H231ZM254 239V240H253ZM192 240V239H191ZM203 240V241H202ZM205 240L208 242H205ZM221 240H225V241H227V242H229V244H230V246L231 245H233L234 246V248H232L233 246H231V248H232V253H223L221 250H219V248H218V244L217 243H219V241H221ZM234 240V241H233ZM212 243H211V242ZM233 241V242H232ZM252 241V242H251ZM232 242V243H231ZM237 243V244H235V243ZM248 242V243H247ZM258 242H259V244H258ZM209 244V245H208ZM243 244V245H242ZM256 244V245H255ZM209 247H208V246ZM207 246V247H206ZM217 246V247H216ZM81 249H82V251L85 249H83L82 247H80ZM208 249V250H207ZM86 250V249H85ZM235 250V251H234ZM210 251H212V252H210ZM233 253H234V255H233ZM208 254H209V257H208ZM212 254H215L214 256L212 255ZM256 254V255H255ZM212 255V256H211ZM222 255H224V256H222ZM231 255V256H230ZM220 256H222V257H220ZM233 256V257H232ZM259 256V257H258ZM231 257V258H230ZM238 257V258H237ZM214 258H219L218 260L217 259H214ZM224 260V262H223V260ZM243 259V260H242ZM258 259H259V261H258ZM261 259V260H260ZM213 260V261H212ZM222 260V261H221ZM231 260V261H230ZM235 260V261H234ZM215 261V262H214ZM216 261H217V263H216ZM227 261V262H226ZM237 261V262H236ZM185 263V262H184ZM184 263H182V264H184ZM203 264V263H202Z\"/></svg>",
  "mask_w": 264,
  "mask_h": 264
}]
</instances>
